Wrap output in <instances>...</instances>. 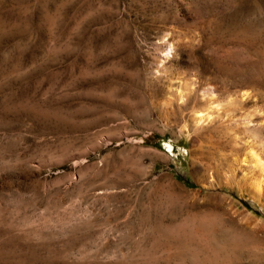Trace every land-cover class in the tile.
I'll return each instance as SVG.
<instances>
[{
    "label": "rangeland",
    "instance_id": "obj_1",
    "mask_svg": "<svg viewBox=\"0 0 264 264\" xmlns=\"http://www.w3.org/2000/svg\"><path fill=\"white\" fill-rule=\"evenodd\" d=\"M0 264H264V0H0Z\"/></svg>",
    "mask_w": 264,
    "mask_h": 264
},
{
    "label": "trees",
    "instance_id": "obj_2",
    "mask_svg": "<svg viewBox=\"0 0 264 264\" xmlns=\"http://www.w3.org/2000/svg\"><path fill=\"white\" fill-rule=\"evenodd\" d=\"M186 182V181H185Z\"/></svg>",
    "mask_w": 264,
    "mask_h": 264
}]
</instances>
